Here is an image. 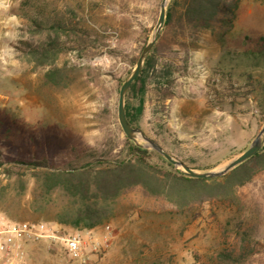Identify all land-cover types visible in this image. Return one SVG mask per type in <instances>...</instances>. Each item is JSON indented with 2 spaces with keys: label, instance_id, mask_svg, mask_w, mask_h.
Segmentation results:
<instances>
[{
  "label": "rangeland",
  "instance_id": "obj_1",
  "mask_svg": "<svg viewBox=\"0 0 264 264\" xmlns=\"http://www.w3.org/2000/svg\"><path fill=\"white\" fill-rule=\"evenodd\" d=\"M162 1L0 0V116L25 132L16 146L24 154L13 155L45 157L57 168L91 160L93 153L112 160L129 156L118 120L119 92L154 33ZM56 18L84 32L86 41L85 49L76 45L58 55V85L46 78L49 67H37L27 51L42 39L31 34V19ZM223 32L227 40L222 45L202 32L188 51L186 69L185 51L156 59L143 113L133 126L201 173L239 157L264 126V60L245 55L252 42L264 37V0H244L235 27ZM172 62L179 70L171 75L167 65ZM169 81L173 97L165 100ZM139 103L127 95L126 106L135 109ZM143 149L153 164L183 173L157 152ZM239 194L240 207L231 212L214 202L181 211L140 189L128 192L110 204L108 218L94 229L100 234L111 227V245L95 264H220L218 253L237 249L240 234L248 236L251 249L245 264H264V176ZM40 199L41 191L29 181L23 194L11 189L7 213L0 214L16 222L48 223L60 235L77 231L57 222L73 202L61 193L47 205ZM25 264L72 263L59 245L42 241L29 247Z\"/></svg>",
  "mask_w": 264,
  "mask_h": 264
},
{
  "label": "trees",
  "instance_id": "obj_2",
  "mask_svg": "<svg viewBox=\"0 0 264 264\" xmlns=\"http://www.w3.org/2000/svg\"><path fill=\"white\" fill-rule=\"evenodd\" d=\"M244 0H172L162 34L147 59L140 76L132 84L128 98H139L137 108L126 106L129 124L134 126L144 109V95L150 84V70L156 59L177 51L187 54L183 68H187L188 51L197 43L202 32H210L222 45L227 40L228 30L235 27L238 12ZM31 34L42 37L39 43L28 47L31 60L36 66H48L46 78L54 85L59 84V70L56 59L62 51L79 46L85 49L84 32L69 28L57 18L41 21L31 19ZM68 30V31H67ZM70 40H67L68 38ZM253 47L245 50L247 57L264 60V37L252 42ZM170 74L179 70L175 62L167 65ZM162 94L171 99L172 82ZM25 134L19 124L0 116V211L7 213L11 201V189L17 187L26 192L29 181H34L41 191V204L47 205L52 196L61 193L75 205L61 213L57 222L76 230H94L108 218L109 206L123 195L140 189L146 196L164 198L183 211L192 204L205 202L220 203L229 211L240 207L239 191L264 176V146L251 159L229 174L213 180L188 178L182 172L165 169L150 161L149 151L136 146L128 138L125 145L127 158L110 159L108 155L93 153L91 160L68 163L63 168L50 165L42 159L16 157L24 153L20 147V136ZM33 142L36 138L30 137ZM170 167L172 165L169 164ZM239 211V210H238ZM241 223V222H239ZM264 224V222H263ZM242 228V227H241ZM240 234V233H239ZM240 245L236 249H223L217 255L220 264H245L251 255L248 236L240 234Z\"/></svg>",
  "mask_w": 264,
  "mask_h": 264
},
{
  "label": "built area",
  "instance_id": "obj_3",
  "mask_svg": "<svg viewBox=\"0 0 264 264\" xmlns=\"http://www.w3.org/2000/svg\"><path fill=\"white\" fill-rule=\"evenodd\" d=\"M42 241L59 245L72 264H95V259L111 245V227H105L100 234L77 230L60 235L48 223L16 222L0 214V264H25L29 247Z\"/></svg>",
  "mask_w": 264,
  "mask_h": 264
},
{
  "label": "water",
  "instance_id": "obj_4",
  "mask_svg": "<svg viewBox=\"0 0 264 264\" xmlns=\"http://www.w3.org/2000/svg\"><path fill=\"white\" fill-rule=\"evenodd\" d=\"M170 0H163L160 7V14L159 18L154 30V33L147 43V45L144 47L141 55L138 58V61L136 63V67L131 73V75L124 81L123 85L121 86L120 92H119V98H118V120L119 124L121 126V129L123 130L126 137L133 142L136 146L140 148H149L158 154H160L162 157H164L170 164L175 166L177 169L183 168V174L188 178H195V179H205V180H213L221 178L227 174H229L231 171L251 159L253 156H255L257 153H259L263 146H264V126L262 127L260 133L255 138V140L252 142L250 147L239 157L231 161L228 165L225 167L211 172H197L191 168H189L187 165H185L183 162L175 159L173 156L168 154L162 147H160L156 142L149 139L140 129H137L133 126H131L127 120L126 116V99L127 95L129 93V90L132 86V84L136 81V79L140 76L144 65L149 58L150 54L152 53L154 47L156 46L162 31L164 29L166 19H167V7ZM143 141L145 145H142L140 142Z\"/></svg>",
  "mask_w": 264,
  "mask_h": 264
},
{
  "label": "bare ground",
  "instance_id": "obj_5",
  "mask_svg": "<svg viewBox=\"0 0 264 264\" xmlns=\"http://www.w3.org/2000/svg\"><path fill=\"white\" fill-rule=\"evenodd\" d=\"M183 170V168H181Z\"/></svg>",
  "mask_w": 264,
  "mask_h": 264
}]
</instances>
